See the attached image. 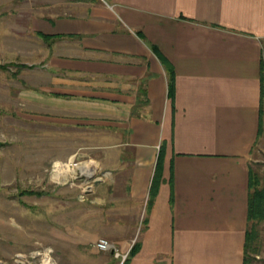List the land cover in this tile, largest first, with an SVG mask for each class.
<instances>
[{"label": "crops", "instance_id": "1", "mask_svg": "<svg viewBox=\"0 0 264 264\" xmlns=\"http://www.w3.org/2000/svg\"><path fill=\"white\" fill-rule=\"evenodd\" d=\"M21 8L26 31L51 38L38 36L45 64L21 99L102 139L100 180L72 210V264H118L100 238L124 254L137 244L127 264H244L252 153L264 154V0Z\"/></svg>", "mask_w": 264, "mask_h": 264}, {"label": "rangeland", "instance_id": "2", "mask_svg": "<svg viewBox=\"0 0 264 264\" xmlns=\"http://www.w3.org/2000/svg\"><path fill=\"white\" fill-rule=\"evenodd\" d=\"M26 1L0 0V264H72V210L87 208V194L100 180V153L90 147L102 139L73 135L21 99L34 91L30 80L46 57L44 43L23 23ZM252 156L262 189L264 154L256 147ZM72 163L84 167L82 175L72 173ZM251 232L246 264H264V219ZM115 248L118 264L128 259L129 252Z\"/></svg>", "mask_w": 264, "mask_h": 264}, {"label": "trees", "instance_id": "3", "mask_svg": "<svg viewBox=\"0 0 264 264\" xmlns=\"http://www.w3.org/2000/svg\"><path fill=\"white\" fill-rule=\"evenodd\" d=\"M38 36L43 39L46 42H49V40H51V38H48L46 36L40 35L38 34ZM0 69H4L0 66ZM168 69V73H169V80H170V85H169V96H172L173 93V71L171 70L170 67L167 68ZM143 95V94H142ZM144 96V95H143ZM260 133L262 131V127H261V116H262V110H260ZM258 180L259 178L257 177V175L255 173H253V171L250 169L249 170V184H248V188H249V197H248V230L246 231V242H245V246H244V264H246V251L248 248V243L250 240V234L252 227L254 226L255 223H259L261 220L264 219V188L260 189L258 187ZM21 193H27L30 194L31 192H21ZM33 194V193H32ZM138 250V245H134L131 250L128 253V259L125 260V262L123 264H127L128 260L133 257L135 255V253Z\"/></svg>", "mask_w": 264, "mask_h": 264}, {"label": "built area", "instance_id": "4", "mask_svg": "<svg viewBox=\"0 0 264 264\" xmlns=\"http://www.w3.org/2000/svg\"><path fill=\"white\" fill-rule=\"evenodd\" d=\"M70 166L68 165V168H72V173L75 171L73 174L76 175V171H78L82 175L83 169L81 170V168H78L79 166L76 163H72V165ZM65 168L67 169L66 166ZM93 246L99 252H112L115 258L120 257V254L118 250H116L115 246L109 243L105 239H99ZM125 258H126V255H123L120 261V264H123V262L125 261Z\"/></svg>", "mask_w": 264, "mask_h": 264}, {"label": "bare ground", "instance_id": "5", "mask_svg": "<svg viewBox=\"0 0 264 264\" xmlns=\"http://www.w3.org/2000/svg\"><path fill=\"white\" fill-rule=\"evenodd\" d=\"M80 168H81V170H82L84 167H80ZM84 170L86 171L87 176H89V175L91 176V173H90V172H87V168H85ZM52 172H53V171H52ZM60 173H61V172H60ZM64 180H65V179H64Z\"/></svg>", "mask_w": 264, "mask_h": 264}]
</instances>
